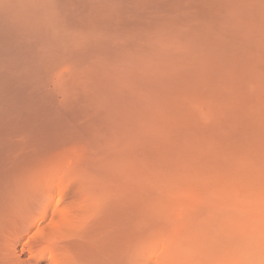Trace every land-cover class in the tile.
<instances>
[{"label": "bare ground", "instance_id": "bare-ground-1", "mask_svg": "<svg viewBox=\"0 0 264 264\" xmlns=\"http://www.w3.org/2000/svg\"><path fill=\"white\" fill-rule=\"evenodd\" d=\"M74 9L132 34L180 25L162 46L189 67L162 88L113 78L55 106L32 81L45 58L2 35L0 264H264V0ZM95 106L109 116L104 134L68 122Z\"/></svg>", "mask_w": 264, "mask_h": 264}, {"label": "rangeland", "instance_id": "rangeland-1", "mask_svg": "<svg viewBox=\"0 0 264 264\" xmlns=\"http://www.w3.org/2000/svg\"><path fill=\"white\" fill-rule=\"evenodd\" d=\"M76 1L0 0V41H3L2 35L20 34L29 50L45 58L46 64L34 72L32 81L35 90L54 94L55 106L63 103L65 95L75 91L111 88L113 78L117 80L118 88H145L149 84L150 87L162 88L166 74L170 76L179 68L189 67L177 60L182 58V55L178 57L181 50L171 48L177 50L176 59V55H169V47L162 46V43L173 39L177 33L173 29L180 25L170 22L163 27L152 24L148 26L153 27L143 28L134 24L135 33L132 34V27L120 24L117 19H102L98 14L82 15L74 9ZM175 50L170 54H175ZM76 73H79L77 79ZM99 76L107 78L108 84H93ZM93 108L87 114L78 112L74 117L70 116L68 122L74 120L82 124L86 121L84 124L89 126L94 122L97 130H101L100 135L104 134L106 130L103 128L107 129L109 116L102 106ZM202 117L199 120L207 124L209 117H205V121ZM66 202L68 198L64 196L62 203Z\"/></svg>", "mask_w": 264, "mask_h": 264}]
</instances>
